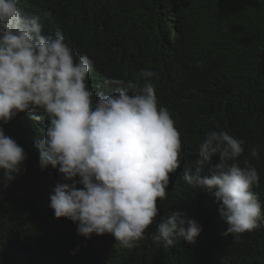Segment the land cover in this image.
<instances>
[{
	"label": "trees",
	"instance_id": "obj_1",
	"mask_svg": "<svg viewBox=\"0 0 264 264\" xmlns=\"http://www.w3.org/2000/svg\"><path fill=\"white\" fill-rule=\"evenodd\" d=\"M38 15L45 35L63 32L75 56L94 63L89 87L110 77H153L158 105L169 110L181 134L182 162L170 174L167 199L133 247L115 246L112 234L78 233L70 219L54 215L50 193L66 182L57 169L42 170L35 147L48 127L40 109L4 125L27 158L14 181L0 183V264H264V222L238 238L223 235L227 223L213 193L189 188L199 144L209 130L244 141L245 159L260 175L253 191L264 203V0H19ZM257 147L259 159L250 152ZM219 157L213 158V163ZM207 166L202 175L210 174ZM76 181L79 177L74 178ZM78 187L82 185L77 184ZM181 211L202 225L195 243L180 238L164 248L156 225Z\"/></svg>",
	"mask_w": 264,
	"mask_h": 264
},
{
	"label": "clouds",
	"instance_id": "obj_2",
	"mask_svg": "<svg viewBox=\"0 0 264 264\" xmlns=\"http://www.w3.org/2000/svg\"><path fill=\"white\" fill-rule=\"evenodd\" d=\"M93 72V60L77 58L62 31L45 35L40 17L24 12L19 0H0V183L14 181L27 158L4 125L40 109L36 119L49 122L35 142L40 167L57 169L66 181L50 193L55 217L76 223L86 238L112 234L115 246L133 248L158 216V200L167 199L170 174L182 162L181 134L158 105L152 82L158 73L141 69L134 81L110 77L89 87ZM243 145L227 131L209 130L195 173L182 175L189 188L214 194L228 225L223 235L237 238L264 222V203L253 191L260 186L258 170L248 159L238 162ZM250 155L259 159L257 147ZM207 166L210 174L202 175ZM156 227L153 240L164 248L180 238L195 243L202 232L181 211Z\"/></svg>",
	"mask_w": 264,
	"mask_h": 264
}]
</instances>
